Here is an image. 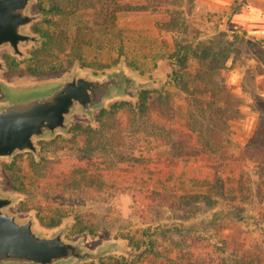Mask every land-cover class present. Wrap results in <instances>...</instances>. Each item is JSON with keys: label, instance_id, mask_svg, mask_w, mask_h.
<instances>
[{"label": "rangeland", "instance_id": "1", "mask_svg": "<svg viewBox=\"0 0 264 264\" xmlns=\"http://www.w3.org/2000/svg\"><path fill=\"white\" fill-rule=\"evenodd\" d=\"M49 6L38 0L36 11ZM183 8L187 34L182 27L166 30L168 17L149 12L67 9L41 23L43 15L31 30L37 33L38 25L58 42L67 37L63 50L37 53L43 40L26 49L23 60L3 54L0 79L7 83L58 77L74 66L101 77L120 64L140 81L173 72L180 81L144 91L150 93L146 117L136 109L140 98L114 101L104 117L95 115L94 127L78 120L68 137L37 142L38 160L31 153L0 160L2 185L24 197L16 213H32L45 231L70 220L66 239L84 235L88 247L103 239L125 242L129 254L109 255L104 264H119V258L128 264H238L243 257L264 264V154L259 166L243 154L264 120V0H194ZM175 39L228 60L188 57L173 65ZM118 102L131 107L110 108ZM76 124L82 129L71 132ZM87 146L96 150L84 153ZM74 165L86 170L90 191L49 185L64 171L77 177L68 170ZM21 184L26 191L13 188ZM59 217L57 226H47ZM74 226L85 229L72 235ZM147 228L156 254L142 255L144 248L121 238Z\"/></svg>", "mask_w": 264, "mask_h": 264}, {"label": "water", "instance_id": "2", "mask_svg": "<svg viewBox=\"0 0 264 264\" xmlns=\"http://www.w3.org/2000/svg\"><path fill=\"white\" fill-rule=\"evenodd\" d=\"M38 0H0V74L6 71L3 54L18 60L44 38L31 30L43 18ZM171 77L140 81L123 64L93 76L74 66L53 78L7 83L0 79V160L31 153L38 160L37 142L68 137L78 120L95 126V115L114 101L138 102L140 91H161ZM0 176V264H86L109 255H128L125 242L103 239L94 247L85 236L66 239L70 220L45 231L31 213L21 217L15 207L23 195L6 189Z\"/></svg>", "mask_w": 264, "mask_h": 264}, {"label": "trees", "instance_id": "3", "mask_svg": "<svg viewBox=\"0 0 264 264\" xmlns=\"http://www.w3.org/2000/svg\"><path fill=\"white\" fill-rule=\"evenodd\" d=\"M43 0H39V6L41 5ZM50 2L49 8L42 9V13L44 15V18L41 23H45V17L48 15L51 16H59L63 15L62 13L67 10L71 9L74 11H81V10H93L97 8L98 6L101 8L102 11L107 12H118V11H140V12H149L152 14H163L168 17L167 22V29L171 32L177 31L179 27H182L183 34L188 33V26L186 24V19L184 18V8L183 5L190 6L194 0H45ZM34 31L41 34V36L44 38V42L41 44V47L39 50H37V53L41 51H49V49H52L55 47V49L60 46L61 49L65 46L63 41L67 42V37L60 39V41H56V38L51 34H49L47 31H44L40 28V26L36 25L34 26ZM262 46H264V41H262ZM49 47V48H48ZM51 47V48H50ZM77 55V54H76ZM170 60L173 65H177L179 62L187 59L188 57H192L194 59H198L200 61H211L214 63H220L225 64L228 60V56H223L218 53H213L211 50H209L207 47L197 48L193 47L191 44L187 43L186 41H179L175 39V49L174 52L169 56ZM78 60L80 58H77ZM8 60V59H7ZM70 64V63H68ZM9 67H11V64H8ZM32 74H36V72H33ZM180 76L173 72L171 74V82L178 83ZM150 93L148 92H140L139 95V103L136 106V109H138L139 116L146 117V114L144 112L146 102V98L149 96ZM158 95L157 93H154ZM131 107L129 103L126 102H118L110 106L111 109H121L124 107ZM195 109H198V111L203 112L202 104H198V102H195L194 105ZM108 113L107 110H103L100 112L99 118L101 119ZM82 125L76 124L72 129L71 132H76L82 129ZM85 129L88 132H93L89 127H85ZM47 143L40 142V145H45ZM96 149L94 147L87 146V148L84 150V153H90L92 151H95ZM243 154L245 155L247 161L252 162L254 165H261V161H257L260 156L264 154V120L259 124L258 128L255 130V132L248 138L246 141L244 147H243ZM259 163V164H257ZM78 169V170H77ZM72 173H77L78 176L74 178H70L69 176L66 177V172H62L63 177L60 179V181L57 183L50 182L49 185L51 187L58 186V184H64L70 188H74L80 191H90L92 188L91 182L88 180V177L85 176L86 170L76 168L75 165L72 166L70 169H68ZM22 186L16 187L13 186L15 190L18 191H26L24 190L23 184ZM181 198H184L180 196ZM194 199H198L197 196H194ZM60 216H63L61 214ZM60 223V217L56 220H50L48 223V227H55ZM85 229V228H84ZM84 229H71L70 233L72 235L81 233L84 231ZM150 229L147 228V230H144L141 234H138L136 232H132L129 234H123L121 236L122 239L126 240L129 243V246L133 249L140 250L141 248H144L142 255L144 254H156L155 248H154V240H151V233L149 231ZM120 263L119 264H128L124 258H119ZM94 264V263H89ZM99 264H104V261L101 260ZM130 264V263H129ZM202 264V263H199ZM238 264H259L258 262H255L253 259L250 258H244L242 261L238 262Z\"/></svg>", "mask_w": 264, "mask_h": 264}]
</instances>
